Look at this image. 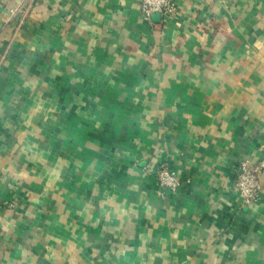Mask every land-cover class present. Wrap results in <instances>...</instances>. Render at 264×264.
I'll return each instance as SVG.
<instances>
[{
	"label": "crops",
	"instance_id": "obj_1",
	"mask_svg": "<svg viewBox=\"0 0 264 264\" xmlns=\"http://www.w3.org/2000/svg\"><path fill=\"white\" fill-rule=\"evenodd\" d=\"M139 2L0 0V264H264V0Z\"/></svg>",
	"mask_w": 264,
	"mask_h": 264
},
{
	"label": "built area",
	"instance_id": "obj_2",
	"mask_svg": "<svg viewBox=\"0 0 264 264\" xmlns=\"http://www.w3.org/2000/svg\"><path fill=\"white\" fill-rule=\"evenodd\" d=\"M139 6L143 19L148 22H151L155 15H159L163 21L178 15L176 0H140ZM152 172L157 180L158 195L160 197L164 198L168 193L175 194L182 187L181 179L168 165H158ZM263 175L264 160L258 163L247 161L239 163L235 179V190L244 207L250 208L260 199V193L263 189Z\"/></svg>",
	"mask_w": 264,
	"mask_h": 264
},
{
	"label": "rangeland",
	"instance_id": "obj_3",
	"mask_svg": "<svg viewBox=\"0 0 264 264\" xmlns=\"http://www.w3.org/2000/svg\"><path fill=\"white\" fill-rule=\"evenodd\" d=\"M18 14H20V9L19 8H16L14 10L11 11V16L12 17H15V16H18Z\"/></svg>",
	"mask_w": 264,
	"mask_h": 264
}]
</instances>
